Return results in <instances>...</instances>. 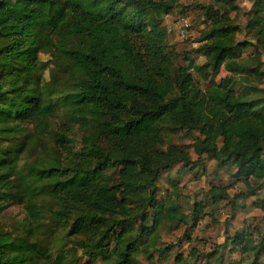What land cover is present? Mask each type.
Listing matches in <instances>:
<instances>
[{
    "label": "trees",
    "instance_id": "trees-1",
    "mask_svg": "<svg viewBox=\"0 0 264 264\" xmlns=\"http://www.w3.org/2000/svg\"><path fill=\"white\" fill-rule=\"evenodd\" d=\"M176 1L0 0V141L22 135L27 123L48 127L57 109L65 113L53 150L25 174L19 149H0V213L21 205L33 227L41 216L36 200L50 197L54 205L43 210L82 249V264H141L142 256L170 253L157 246L159 229L185 215L172 198H158V183L175 165L196 174L209 159L230 164L247 187L264 180V0H250L245 57L231 16L235 0L198 3L207 27L196 52L204 61L187 65L174 63L161 22ZM41 53H52L62 71L50 87L40 79ZM221 68L227 75L215 81ZM88 120L93 132L75 150L68 123ZM167 130L197 136L188 147L163 148ZM227 188L210 186L206 200L192 206V223L227 198ZM254 234L243 226L223 249L193 247L188 256L221 264L226 247L239 258L233 264H264V231ZM28 235L0 227V264H47L50 250Z\"/></svg>",
    "mask_w": 264,
    "mask_h": 264
},
{
    "label": "rangeland",
    "instance_id": "rangeland-1",
    "mask_svg": "<svg viewBox=\"0 0 264 264\" xmlns=\"http://www.w3.org/2000/svg\"><path fill=\"white\" fill-rule=\"evenodd\" d=\"M176 2L170 12L161 16L162 25L167 32V44L175 52L174 63L187 65L190 60L202 63L204 58L196 52V49L200 45L198 41L200 33L206 29L207 24L204 14L197 4L205 3L207 0H177ZM235 3L239 9L231 16L240 28L237 34L238 42L246 45L241 52V55L245 57L251 51L247 42H252V39L245 26L252 4L250 0H235ZM179 30L185 32L183 37L179 35ZM39 59L43 64L41 82L48 83V86L50 83L60 82L62 71L56 68L52 53H41ZM262 60L264 62V56ZM225 75L227 72L221 68L215 81H219ZM203 84L205 86L207 83ZM260 87L264 90V80ZM64 120V111L62 108L57 109L56 116L51 119V124L48 127L41 128L37 124L27 123L22 135L0 141V149L17 147L19 149L18 170L25 174L37 160L49 156L48 152L54 148L53 134ZM68 124H70L68 136L74 143L75 150H79L81 147L79 140L93 132V122L88 120L87 124H82L71 121ZM196 136L195 132L167 130L163 132L162 147L166 148L169 145L188 147ZM189 150L192 160H195L196 155L192 148ZM204 165L205 170L203 171L200 167L196 174L186 171L179 165H175L169 173H162L158 183L160 189L158 198L167 199L170 197L175 200L185 215V220L162 225L158 232L157 246H170L168 250L170 253L159 256L154 252L152 260L142 256L139 258L141 264H178L174 259L179 254L187 258V263L182 264H206V259H195L188 256L190 249L199 247L203 253L215 246L222 245L223 249L226 236L234 234L243 226L250 227L255 232L254 235L261 237L260 234L264 231V180L251 179L249 187H247L243 181L233 176V168L230 164L221 166L213 160L205 159ZM170 177L174 178L172 184L168 179ZM212 185L228 186V197L220 199L217 205L205 207L203 210L205 215L199 218V223L197 221L192 223L190 215L194 202L199 200L204 202L207 198L206 193ZM232 204H237V208H232ZM36 205L44 208L39 209L41 216L34 222L33 227H30L27 222L23 207L14 204L6 207L0 213L1 229L13 237L24 238L30 234V236L28 235L29 241L36 242L39 246L50 250V256L45 258L47 264H58L57 262H61L59 264H82L84 260L82 249L72 239L63 238L65 230L56 228L55 223L49 219V213H45L43 210L54 205V201L48 196H39ZM188 236H191V242L187 241ZM224 249L221 264H233L234 259H239L234 252H228L226 247ZM214 264L216 263L214 262Z\"/></svg>",
    "mask_w": 264,
    "mask_h": 264
},
{
    "label": "built area",
    "instance_id": "built-area-1",
    "mask_svg": "<svg viewBox=\"0 0 264 264\" xmlns=\"http://www.w3.org/2000/svg\"><path fill=\"white\" fill-rule=\"evenodd\" d=\"M179 35L183 37L185 35V32L183 30H179Z\"/></svg>",
    "mask_w": 264,
    "mask_h": 264
}]
</instances>
